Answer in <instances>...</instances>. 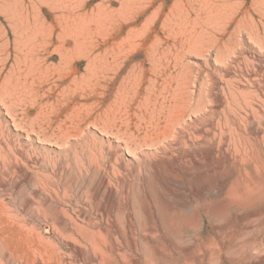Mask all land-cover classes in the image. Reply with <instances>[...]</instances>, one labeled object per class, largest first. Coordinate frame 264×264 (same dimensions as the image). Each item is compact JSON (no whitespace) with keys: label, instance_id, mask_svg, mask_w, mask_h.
<instances>
[{"label":"rangeland","instance_id":"374dc122","mask_svg":"<svg viewBox=\"0 0 264 264\" xmlns=\"http://www.w3.org/2000/svg\"><path fill=\"white\" fill-rule=\"evenodd\" d=\"M222 210L264 212V0H0V264H184Z\"/></svg>","mask_w":264,"mask_h":264},{"label":"bare ground","instance_id":"6f19581e","mask_svg":"<svg viewBox=\"0 0 264 264\" xmlns=\"http://www.w3.org/2000/svg\"><path fill=\"white\" fill-rule=\"evenodd\" d=\"M243 191L247 196L245 198L240 196L242 190L239 187L233 193L234 195L232 194L233 201L238 198L239 204H244L243 206H256L260 201L259 195L255 191L250 192L248 186H243ZM216 219L220 223L218 230L223 234L221 240L212 242L202 249H191L184 264H227V262L231 264H264V235L256 236V233L264 231V212L253 210L250 214L237 212L236 215L230 216L222 210ZM226 233L229 236H226ZM174 237L177 235L173 232ZM160 253L162 252L160 251Z\"/></svg>","mask_w":264,"mask_h":264}]
</instances>
